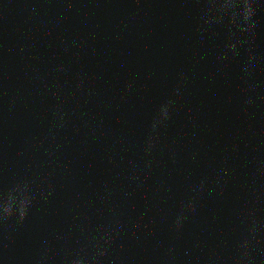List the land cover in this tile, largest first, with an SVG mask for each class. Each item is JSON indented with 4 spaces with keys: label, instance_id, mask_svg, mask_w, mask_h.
Here are the masks:
<instances>
[{
    "label": "water",
    "instance_id": "water-1",
    "mask_svg": "<svg viewBox=\"0 0 264 264\" xmlns=\"http://www.w3.org/2000/svg\"><path fill=\"white\" fill-rule=\"evenodd\" d=\"M200 8L0 0V192L28 181L35 196L22 225L0 227V264H33L45 241L58 264L116 227L109 257L120 264H230L253 211L261 244L252 255L264 264V12L248 93L247 53L219 61L227 36L201 31ZM169 99L170 117L152 134ZM201 180L177 233L175 216Z\"/></svg>",
    "mask_w": 264,
    "mask_h": 264
},
{
    "label": "clouds",
    "instance_id": "clouds-1",
    "mask_svg": "<svg viewBox=\"0 0 264 264\" xmlns=\"http://www.w3.org/2000/svg\"><path fill=\"white\" fill-rule=\"evenodd\" d=\"M201 4L200 20L201 31H215L222 29L227 36L223 45V51L218 56L219 61H228L230 58H238L241 50L247 53V59L243 66V80L246 85V92L254 91V84L250 81L254 79V73L258 63V56L255 52V39L257 28L259 27L257 16L264 12V0H197ZM176 95L181 94V87L175 90ZM173 100L169 99L161 105L159 114L154 117L151 126L152 134L158 130V125H163L170 117ZM254 97L250 94L246 99V104H252ZM57 117L62 120L64 113L58 109ZM150 134L147 140L146 152L150 155L155 147L154 136ZM152 161L148 160L151 166ZM138 179V178H137ZM222 177L217 178V184ZM206 180H201L193 189L194 196L181 204L174 220V227L179 233L188 219L190 213L196 211V198L206 189ZM48 194H51L50 192ZM46 198V196H45ZM35 202L34 193L28 181H21L14 184L7 191L0 192V227L6 226L10 221L22 225L29 215ZM247 232L239 242L238 254L230 257V264H255V257L252 253L260 246V225L255 216V211L249 214ZM120 234V228H110L100 230L85 237L88 241L81 244L75 252H65L59 259L58 264H120L117 259L109 257V249L115 243ZM68 233L57 234V240H67ZM92 251L89 253L88 249ZM50 248L48 242H44V248L33 264H49ZM215 264V262H213Z\"/></svg>",
    "mask_w": 264,
    "mask_h": 264
}]
</instances>
